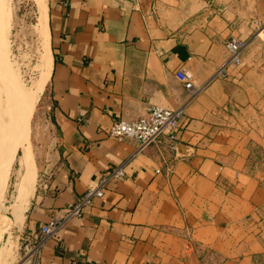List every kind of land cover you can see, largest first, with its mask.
<instances>
[{"label":"crops","instance_id":"obj_1","mask_svg":"<svg viewBox=\"0 0 264 264\" xmlns=\"http://www.w3.org/2000/svg\"><path fill=\"white\" fill-rule=\"evenodd\" d=\"M46 5L53 62L42 121L30 123L35 184L20 210L24 148L0 162V264H264V0ZM231 38L248 43L242 64L217 76ZM156 105L185 106L176 141L166 133L137 153L109 135ZM128 158L125 177L30 257L42 227Z\"/></svg>","mask_w":264,"mask_h":264},{"label":"bare ground","instance_id":"obj_2","mask_svg":"<svg viewBox=\"0 0 264 264\" xmlns=\"http://www.w3.org/2000/svg\"><path fill=\"white\" fill-rule=\"evenodd\" d=\"M10 3L11 0H0V162L9 159L18 148H24L20 164L26 172L18 185V202L22 205L19 208L23 210V205L27 203L29 193L35 184L30 167L32 164L29 145L30 123L49 80L53 59L49 43L46 0H38L41 11L40 26L46 43L45 53L42 54V62L36 70L39 75L33 84L27 87L21 82L9 60ZM9 166V162L5 161V165L0 169V184L10 172Z\"/></svg>","mask_w":264,"mask_h":264},{"label":"built area","instance_id":"obj_3","mask_svg":"<svg viewBox=\"0 0 264 264\" xmlns=\"http://www.w3.org/2000/svg\"><path fill=\"white\" fill-rule=\"evenodd\" d=\"M246 40L231 38L227 41L226 47L228 58L217 71V76H226L227 69L237 67L242 64L243 52L247 47ZM178 79L189 90L192 96L198 94L201 88L196 87L190 74L182 67L176 73ZM185 117V106L171 109L163 106H153L148 112L132 120H116L110 130L109 135L115 138H126L137 142V153L143 151L149 145L155 143L164 134H168L170 141L174 142L178 138V127ZM131 158L122 163L109 168L103 172L96 182L90 184L84 194L75 202L70 204L61 218H53L45 224L34 248L29 250V256H37L41 247L72 218L82 217L84 208L92 204L97 198H102L105 188L112 179H123L126 175L125 166ZM160 171V170H159Z\"/></svg>","mask_w":264,"mask_h":264},{"label":"rangeland","instance_id":"obj_4","mask_svg":"<svg viewBox=\"0 0 264 264\" xmlns=\"http://www.w3.org/2000/svg\"><path fill=\"white\" fill-rule=\"evenodd\" d=\"M9 15V60L21 82L30 87L39 75L36 70L42 62L46 48L45 36L40 26L41 11L38 0H11ZM41 106L40 100L31 128L37 129L42 121ZM19 152L21 155V150Z\"/></svg>","mask_w":264,"mask_h":264},{"label":"trees","instance_id":"obj_5","mask_svg":"<svg viewBox=\"0 0 264 264\" xmlns=\"http://www.w3.org/2000/svg\"><path fill=\"white\" fill-rule=\"evenodd\" d=\"M19 154H20V152H19Z\"/></svg>","mask_w":264,"mask_h":264}]
</instances>
